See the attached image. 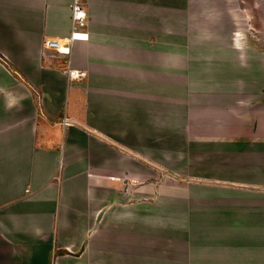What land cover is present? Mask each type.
<instances>
[{
    "label": "crops",
    "instance_id": "1",
    "mask_svg": "<svg viewBox=\"0 0 264 264\" xmlns=\"http://www.w3.org/2000/svg\"><path fill=\"white\" fill-rule=\"evenodd\" d=\"M71 2L0 0V264H264V0H83L69 84Z\"/></svg>",
    "mask_w": 264,
    "mask_h": 264
},
{
    "label": "built area",
    "instance_id": "2",
    "mask_svg": "<svg viewBox=\"0 0 264 264\" xmlns=\"http://www.w3.org/2000/svg\"><path fill=\"white\" fill-rule=\"evenodd\" d=\"M88 14L83 0H72L71 2V32L62 39L47 40L43 48L47 51H54L59 56L65 57V70L67 82H79L86 78V72L73 69L71 57L76 42L88 39V35L83 32L86 27ZM64 122H67L66 119Z\"/></svg>",
    "mask_w": 264,
    "mask_h": 264
}]
</instances>
